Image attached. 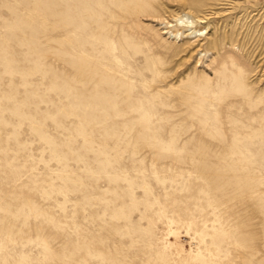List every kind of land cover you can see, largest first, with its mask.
I'll return each mask as SVG.
<instances>
[{"label":"rangeland","instance_id":"rangeland-1","mask_svg":"<svg viewBox=\"0 0 264 264\" xmlns=\"http://www.w3.org/2000/svg\"><path fill=\"white\" fill-rule=\"evenodd\" d=\"M0 264H264V0H0Z\"/></svg>","mask_w":264,"mask_h":264},{"label":"bare ground","instance_id":"bare-ground-1","mask_svg":"<svg viewBox=\"0 0 264 264\" xmlns=\"http://www.w3.org/2000/svg\"><path fill=\"white\" fill-rule=\"evenodd\" d=\"M199 22H203V20L199 19ZM168 235H170L173 240L168 239L166 235V238L162 242L163 250L174 255H180L181 253H183L186 249L184 248L183 243L180 242L178 232L174 229H169ZM188 240L189 241L187 242V244L189 245V252L195 254V251L193 249V237L190 236Z\"/></svg>","mask_w":264,"mask_h":264}]
</instances>
